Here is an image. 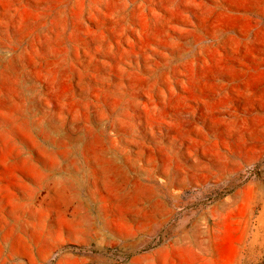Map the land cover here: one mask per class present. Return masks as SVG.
<instances>
[{
  "label": "rangeland",
  "instance_id": "rangeland-1",
  "mask_svg": "<svg viewBox=\"0 0 264 264\" xmlns=\"http://www.w3.org/2000/svg\"><path fill=\"white\" fill-rule=\"evenodd\" d=\"M0 264H264V0H0Z\"/></svg>",
  "mask_w": 264,
  "mask_h": 264
},
{
  "label": "bare ground",
  "instance_id": "bare-ground-1",
  "mask_svg": "<svg viewBox=\"0 0 264 264\" xmlns=\"http://www.w3.org/2000/svg\"><path fill=\"white\" fill-rule=\"evenodd\" d=\"M248 2V1H247ZM254 5V4H253ZM257 5V4H256ZM91 162V161H90ZM87 175V174H86ZM86 184V183H85Z\"/></svg>",
  "mask_w": 264,
  "mask_h": 264
}]
</instances>
